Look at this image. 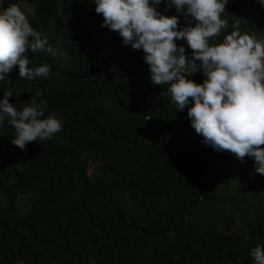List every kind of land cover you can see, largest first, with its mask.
Returning <instances> with one entry per match:
<instances>
[{"label":"trees","instance_id":"trees-1","mask_svg":"<svg viewBox=\"0 0 264 264\" xmlns=\"http://www.w3.org/2000/svg\"><path fill=\"white\" fill-rule=\"evenodd\" d=\"M11 4L25 7L55 55L28 50L29 67L47 63L51 74L28 81L14 70L0 81V100L11 90L9 103L22 110L42 93L44 118L55 116L62 129L20 150L4 116L0 264L254 262L251 250L264 247V176L254 161L236 167L210 155L216 151L191 127L187 107L178 111L167 86L151 84L143 51L101 27L94 0L0 1ZM256 6L264 8L228 0V27L210 45L233 24L264 41V10L243 19ZM165 8L162 0L156 10L177 16L181 29L195 26ZM185 60L186 78L202 84L199 62L187 52Z\"/></svg>","mask_w":264,"mask_h":264},{"label":"clouds","instance_id":"clouds-1","mask_svg":"<svg viewBox=\"0 0 264 264\" xmlns=\"http://www.w3.org/2000/svg\"><path fill=\"white\" fill-rule=\"evenodd\" d=\"M161 2L94 0V11L103 17L101 27L117 32L124 45L143 51L151 84L166 85L178 111L187 107L191 127L205 145L216 151L210 155L217 162L225 164L229 160L236 167H249L254 161L255 172L264 176V41L241 34L239 25L233 24L234 30L221 43L210 45V39L228 27V21L221 18L228 0H166L165 11L174 6L187 25L192 23L188 18H194L195 26L183 29L177 16H164L156 10ZM259 2L264 6V0ZM19 6L1 7L0 81L10 82L14 70L28 81L51 74L47 63L29 67L25 55L28 50L55 52L47 39L30 26L26 12ZM185 52L199 62L205 77L202 84L186 78ZM41 95L38 92L31 97L22 110L9 103L14 96L11 90L4 92L0 100V126L6 115L15 130L11 143L20 150L37 140L51 139L62 129L55 116L44 118L46 104L37 100ZM149 119L152 117H145ZM250 255L254 262L248 264H264V247L257 245Z\"/></svg>","mask_w":264,"mask_h":264},{"label":"rangeland","instance_id":"rangeland-1","mask_svg":"<svg viewBox=\"0 0 264 264\" xmlns=\"http://www.w3.org/2000/svg\"><path fill=\"white\" fill-rule=\"evenodd\" d=\"M1 1V0H0ZM21 8V10L25 13V8L23 6H19ZM264 10L263 7H259V6H256V7H252L251 9H249L248 11H246L244 14H243V19L245 20H250L253 16H255L256 14L262 12ZM0 11H2V8L0 6ZM26 14V13H25ZM91 170V169H89Z\"/></svg>","mask_w":264,"mask_h":264}]
</instances>
